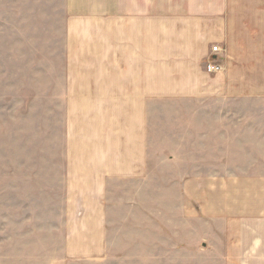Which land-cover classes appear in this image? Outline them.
Here are the masks:
<instances>
[{
	"label": "rangeland",
	"instance_id": "rangeland-1",
	"mask_svg": "<svg viewBox=\"0 0 264 264\" xmlns=\"http://www.w3.org/2000/svg\"><path fill=\"white\" fill-rule=\"evenodd\" d=\"M67 5V0H0V264H241L242 252L246 258L251 252L252 246L242 248L253 232L260 241L249 258L257 255L264 264V59H252L264 44L252 43L246 45L243 84L223 91L210 105L192 102L178 127L180 133L190 131L188 147L196 152L182 165L207 182L195 189L196 218H177L184 209L173 170L165 156H151L149 179L136 198L161 220H124L123 228L109 230L101 253L66 251L75 240L60 231L68 192ZM248 25L252 32V22ZM72 30L79 34L78 28ZM221 48L206 58V70L212 60L221 63L220 71L210 73L214 79L226 71L228 50ZM166 109L150 108L151 134L171 127L155 124V116ZM164 136L156 147L168 153L183 141ZM117 209L122 215L140 212L137 205ZM175 222L191 227L190 236L173 234ZM158 223L163 235L155 230ZM178 239L190 243L174 250ZM84 245L91 247V238Z\"/></svg>",
	"mask_w": 264,
	"mask_h": 264
},
{
	"label": "crops",
	"instance_id": "crops-1",
	"mask_svg": "<svg viewBox=\"0 0 264 264\" xmlns=\"http://www.w3.org/2000/svg\"><path fill=\"white\" fill-rule=\"evenodd\" d=\"M260 1L248 5L244 0H67L71 13L66 22L70 37L64 74L68 192L60 231L75 240L66 251L101 253L109 230L123 228L124 220H161L158 212L143 209L136 198L149 179L151 156H165L173 170V186L184 209L177 218H196L191 206L195 189L206 188L207 182L197 178L191 166L182 165L196 152L188 147L190 131L180 133L178 127L192 102L210 105L223 91L243 84L246 45L264 44V0ZM214 44L228 50L226 71L216 79L205 64ZM252 59H264V50L256 48ZM152 107L167 108L155 116L158 126L171 124L166 132L159 128L155 135L150 133ZM169 112L170 121L164 122ZM164 133L183 140L169 147L170 153L164 146L156 147ZM128 205H137L140 212L122 215L117 209ZM180 224H173V234L190 236L191 227L182 229ZM163 229L158 223L155 230L163 235ZM89 238L91 247H86ZM248 238L242 249L252 246L251 252L248 258L242 252L240 263L262 264L257 255L256 260L249 258L260 236L253 232ZM182 242L190 243L173 240V249L187 245Z\"/></svg>",
	"mask_w": 264,
	"mask_h": 264
},
{
	"label": "built area",
	"instance_id": "built-area-1",
	"mask_svg": "<svg viewBox=\"0 0 264 264\" xmlns=\"http://www.w3.org/2000/svg\"><path fill=\"white\" fill-rule=\"evenodd\" d=\"M221 50H222V48L219 44H215L212 46V51L214 54H217ZM221 69H222V66H221V63L219 61L212 60V61L208 62L207 70L209 72H218Z\"/></svg>",
	"mask_w": 264,
	"mask_h": 264
}]
</instances>
